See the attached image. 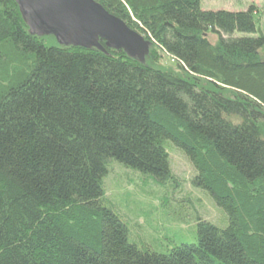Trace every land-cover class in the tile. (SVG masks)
<instances>
[{"label": "trees", "instance_id": "16d2710c", "mask_svg": "<svg viewBox=\"0 0 264 264\" xmlns=\"http://www.w3.org/2000/svg\"><path fill=\"white\" fill-rule=\"evenodd\" d=\"M94 1L144 36L143 60L32 34L0 0V264H264L261 13ZM168 142L225 215L152 251L104 181L115 161L173 189Z\"/></svg>", "mask_w": 264, "mask_h": 264}, {"label": "rangeland", "instance_id": "374dc122", "mask_svg": "<svg viewBox=\"0 0 264 264\" xmlns=\"http://www.w3.org/2000/svg\"><path fill=\"white\" fill-rule=\"evenodd\" d=\"M252 5L261 13L264 33V0L200 1L203 11L214 12H247ZM209 39L216 42L214 36ZM166 146L171 149L170 164L176 179L173 189L169 182L152 180L115 161L104 181L109 202L122 220L129 222L132 237L152 251L195 243L200 220L221 225V214L225 215L207 191L192 185L193 169L188 160L170 142Z\"/></svg>", "mask_w": 264, "mask_h": 264}, {"label": "water", "instance_id": "95a60500", "mask_svg": "<svg viewBox=\"0 0 264 264\" xmlns=\"http://www.w3.org/2000/svg\"><path fill=\"white\" fill-rule=\"evenodd\" d=\"M32 34L54 35L64 46L124 51L141 60L149 43L139 32L111 15L94 0H15Z\"/></svg>", "mask_w": 264, "mask_h": 264}]
</instances>
